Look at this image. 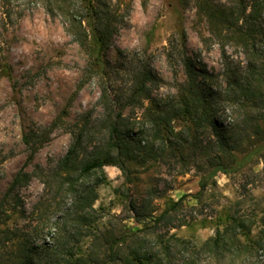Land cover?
<instances>
[{"label": "rangeland", "instance_id": "obj_1", "mask_svg": "<svg viewBox=\"0 0 264 264\" xmlns=\"http://www.w3.org/2000/svg\"><path fill=\"white\" fill-rule=\"evenodd\" d=\"M89 2L106 12L111 31L101 49L92 33L95 19L85 16L91 14ZM63 7V14L52 16L42 0H0L1 195L31 152L23 135L43 131L57 120L28 164L31 180L18 189L29 218L15 216V221L28 228L39 222L31 213L47 214L51 224L69 206L67 185H61L53 169L73 143L74 124L89 128V150L106 135L109 107L121 113L122 122L130 123L135 133L146 128L148 100L142 104L128 99L140 72L150 69L155 76L148 82L155 99L171 101L186 80L185 59L190 58L207 71L210 89L227 101L232 75L260 61L264 53V0H63ZM70 11L76 13L77 25L83 20L88 34L84 45L69 31ZM247 32L253 34L248 47L240 38ZM100 52L103 71L92 65L93 54ZM222 107L221 121L231 122L237 106L228 101ZM190 154L184 160L169 152L144 164L130 161L128 178L118 166L105 167L107 180L98 186L95 204L100 207L98 218L115 235L125 233V250L136 237L163 264L219 263L202 244L214 234L217 215L241 194L264 196V149L240 170L217 172L202 201L195 195L205 170L194 165ZM180 198L178 208L155 221L171 200ZM133 204L146 210L140 222ZM49 231L48 226L38 242L48 240ZM80 240L84 247L90 242L86 235Z\"/></svg>", "mask_w": 264, "mask_h": 264}, {"label": "trees", "instance_id": "obj_2", "mask_svg": "<svg viewBox=\"0 0 264 264\" xmlns=\"http://www.w3.org/2000/svg\"><path fill=\"white\" fill-rule=\"evenodd\" d=\"M42 2L50 15L64 13L63 0ZM5 6L7 15L11 16V7H8V3ZM89 7L91 14L85 16L95 19L96 26L92 33L101 49L107 45L111 34L106 12L91 2ZM70 12L73 27L69 31L84 45L88 34L83 29V20L80 18L77 25L76 13ZM252 35L249 32L241 34V42L246 47ZM101 58V52L99 55L93 54L92 65L103 71L100 68ZM185 74L186 80L180 84L176 97L171 101H158L151 95L148 82L154 81L155 76L150 69L135 77L128 99L142 104L148 100L144 113L147 126L141 131L135 133L130 123L122 122V114L113 106L109 107L104 119L106 135L89 150V128L74 124L73 143L53 169L62 178L61 185H67L69 206L62 215L54 217L51 224L52 219L47 214L38 213L31 217V213L30 218L39 221L33 228L15 221V216L26 220L29 218L18 189L31 180L28 164L38 147L49 138V132L57 125V120L43 131L35 129L23 135L24 143L31 152L6 192L0 194V264H163L153 249L145 247L141 238H133V243L129 244L131 249L127 251L124 246L125 233L115 235L100 222V207L95 204L98 186L107 180L105 167L118 166L128 178L127 165L130 161L144 164L169 152L184 160L190 151L194 165L205 170L195 195L198 201H202L211 178L217 172L240 170L259 150L264 149V53L260 61L232 75L229 81L231 93L227 101L217 91L210 89L204 78L208 76L207 71L197 68L190 58L185 59ZM106 95L105 91L102 98ZM228 101L238 109L233 113L234 119L224 123L220 113L223 102ZM239 154L244 155L240 158ZM95 174L94 181L85 184ZM181 203L182 198L171 200L169 207L155 217V221L162 220L168 209H176ZM131 206L135 210V219L140 222L146 216V210H139L136 204ZM48 226V240L38 242ZM84 235L90 240L85 247L80 240ZM202 248L218 264L263 262L264 196L247 198L246 194H241L223 209L216 217L214 234L202 244ZM164 252L168 254L170 247Z\"/></svg>", "mask_w": 264, "mask_h": 264}]
</instances>
